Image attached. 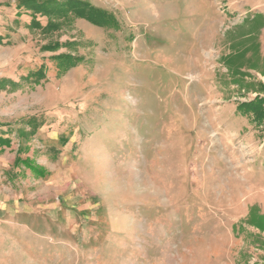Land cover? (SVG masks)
Masks as SVG:
<instances>
[{"label":"rangeland","instance_id":"374dc122","mask_svg":"<svg viewBox=\"0 0 264 264\" xmlns=\"http://www.w3.org/2000/svg\"><path fill=\"white\" fill-rule=\"evenodd\" d=\"M20 1L0 0V264H264V0H85L110 23L50 32Z\"/></svg>","mask_w":264,"mask_h":264},{"label":"trees","instance_id":"16d2710c","mask_svg":"<svg viewBox=\"0 0 264 264\" xmlns=\"http://www.w3.org/2000/svg\"><path fill=\"white\" fill-rule=\"evenodd\" d=\"M24 8L28 11H30L31 15V22L30 26L41 28L45 32H50L54 30H58L60 28V25L62 23L60 22L62 18H67L70 22L77 17L80 18H91L89 16V13L94 12L96 15V22L101 23L104 22L106 24H109L110 22H107L109 15L106 16V13L101 9H96L93 6H91L88 2L85 0H21L18 4V8ZM21 10L18 12V17L21 16ZM40 17H46L47 22L45 25H43L42 21L40 20ZM91 20V19H90ZM93 20V19H92ZM18 21V20H17ZM95 21V20H93ZM3 41V37L0 36V42ZM60 43L57 42L55 46H51L52 50H57L60 47ZM50 50V49H49ZM55 58L58 60V66L64 71L68 70L69 68H72L73 65H75V57H73L70 54H59L55 56ZM36 76L37 80L39 81V78L45 77V71L44 67H41L37 72H31L28 74V78ZM243 104V103H242ZM262 109H264V102L261 104L258 103ZM246 107L247 112L253 111L257 114L259 111L254 110L255 105L253 103H247L245 105H241L239 107ZM22 121H25L30 126V132L29 134H35L38 129L43 125V120H40V118L36 116H31L28 119H23ZM27 134L24 132V130H21L20 135L24 136ZM6 141L10 142V139L0 137V142ZM17 162H24L27 164V166L32 167L37 175L41 177H45L48 172L45 170V168L35 165L31 160H22L20 157L17 158Z\"/></svg>","mask_w":264,"mask_h":264}]
</instances>
